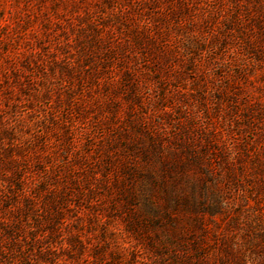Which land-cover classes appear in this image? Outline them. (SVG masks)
<instances>
[{
    "label": "rangeland",
    "instance_id": "rangeland-1",
    "mask_svg": "<svg viewBox=\"0 0 264 264\" xmlns=\"http://www.w3.org/2000/svg\"><path fill=\"white\" fill-rule=\"evenodd\" d=\"M0 264H264V0H0Z\"/></svg>",
    "mask_w": 264,
    "mask_h": 264
}]
</instances>
